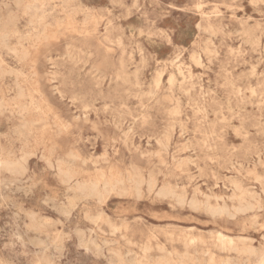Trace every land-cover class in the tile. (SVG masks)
<instances>
[{
    "label": "rangeland",
    "instance_id": "1",
    "mask_svg": "<svg viewBox=\"0 0 264 264\" xmlns=\"http://www.w3.org/2000/svg\"><path fill=\"white\" fill-rule=\"evenodd\" d=\"M0 29V264H261L264 0H0Z\"/></svg>",
    "mask_w": 264,
    "mask_h": 264
},
{
    "label": "bare ground",
    "instance_id": "2",
    "mask_svg": "<svg viewBox=\"0 0 264 264\" xmlns=\"http://www.w3.org/2000/svg\"><path fill=\"white\" fill-rule=\"evenodd\" d=\"M6 4V3H5ZM76 7V6H75ZM77 8V7H76ZM28 20V19H27ZM31 23V22H30ZM197 25V24H196ZM10 26V25H9ZM8 27V26H7ZM198 28V27H197ZM1 30V29H0ZM70 32V31H69ZM70 39V38H69ZM205 39V38H204ZM21 40V39H20ZM121 41V40H120ZM209 42H211V41H209ZM72 47V46H71ZM77 49V48H76ZM17 51V50H16ZM260 57V56H259ZM30 63V62H29ZM79 63V62H78ZM109 78V77H108ZM23 107V106H22ZM26 113V112H25ZM214 113V112H213ZM88 115V114H87ZM223 123V122H222ZM185 129V128H184ZM15 131V130H14ZM191 131V130H190ZM40 155V154H39ZM108 157V156H107ZM12 165V164H11ZM253 167H254V165H253ZM256 167V166H255ZM231 179V178H230ZM63 183V182H62ZM67 183V182H66ZM202 211V210H201ZM36 220V219H35ZM208 224V223H207ZM220 238V241H221V243L223 244L226 240H225V238H224V236H220L219 237ZM243 239V238H242ZM21 246V245H20ZM103 254V253H102ZM264 263V257L262 258V262H261V264H263Z\"/></svg>",
    "mask_w": 264,
    "mask_h": 264
}]
</instances>
